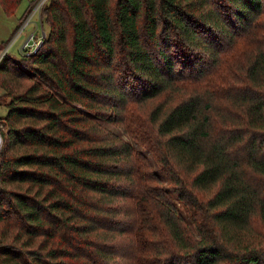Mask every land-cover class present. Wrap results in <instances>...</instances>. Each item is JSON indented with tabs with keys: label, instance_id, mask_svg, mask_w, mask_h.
Segmentation results:
<instances>
[{
	"label": "trees",
	"instance_id": "16d2710c",
	"mask_svg": "<svg viewBox=\"0 0 264 264\" xmlns=\"http://www.w3.org/2000/svg\"><path fill=\"white\" fill-rule=\"evenodd\" d=\"M39 16L0 62V264H264V0Z\"/></svg>",
	"mask_w": 264,
	"mask_h": 264
},
{
	"label": "rangeland",
	"instance_id": "374dc122",
	"mask_svg": "<svg viewBox=\"0 0 264 264\" xmlns=\"http://www.w3.org/2000/svg\"><path fill=\"white\" fill-rule=\"evenodd\" d=\"M30 0H19L12 10L6 9L0 2V62H2L3 57L5 55V48L6 52L13 57H18L20 51L17 49V46L22 39V33L28 31L31 26V18L35 17L38 19L36 23V30L41 32V26L43 27L42 30L45 32L47 29V25L45 23L41 24L40 16L38 12H33L29 21L25 24V26L19 31V26L21 22L25 19V14L21 17V15L27 11V7L29 5ZM21 18V19H20ZM29 30L26 33L25 38L28 36ZM37 32V33H38ZM4 113V106L0 105V114ZM108 125H111L108 123ZM117 131L122 134L123 136L127 137V135L118 130Z\"/></svg>",
	"mask_w": 264,
	"mask_h": 264
},
{
	"label": "built area",
	"instance_id": "2783aa9c",
	"mask_svg": "<svg viewBox=\"0 0 264 264\" xmlns=\"http://www.w3.org/2000/svg\"><path fill=\"white\" fill-rule=\"evenodd\" d=\"M43 1L44 0H35L33 6L28 11V14L26 15L25 19L21 22L19 29H18L19 31H21V29L29 21L33 12H38V14H39V9H40V6H41ZM35 27H36V25H35ZM35 27L29 32L28 36L22 41V43L20 45V52L29 53V52L33 51L38 46V44L40 43L42 36L45 34V32L42 30L43 27L41 26V29H40L41 32L39 34V32L36 30L37 28H35ZM5 51H6V48H5ZM3 128H4L3 125L0 123V147H1L2 139H3L2 138Z\"/></svg>",
	"mask_w": 264,
	"mask_h": 264
},
{
	"label": "crops",
	"instance_id": "0c3cea01",
	"mask_svg": "<svg viewBox=\"0 0 264 264\" xmlns=\"http://www.w3.org/2000/svg\"><path fill=\"white\" fill-rule=\"evenodd\" d=\"M28 14V12L25 14V17H26V15ZM38 18V17H37ZM36 18V16L35 17H32L30 20V22H31V26H30V29L29 30H32L34 27H35V25H36V23H37V19ZM28 24V23H27ZM28 30V31H29ZM28 31H25V32H23L22 34V39L20 40V42H19V44H18V46H17V49L20 51V45H21V43H22V41L25 39V36H26V33L28 32Z\"/></svg>",
	"mask_w": 264,
	"mask_h": 264
}]
</instances>
